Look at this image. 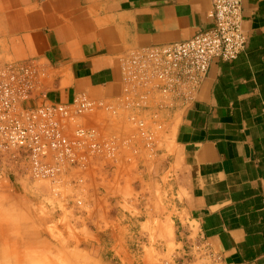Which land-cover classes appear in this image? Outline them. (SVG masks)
<instances>
[{"label":"crops","instance_id":"0c3cea01","mask_svg":"<svg viewBox=\"0 0 264 264\" xmlns=\"http://www.w3.org/2000/svg\"><path fill=\"white\" fill-rule=\"evenodd\" d=\"M211 12L210 0H0V60H35L49 102L101 101L86 124L127 140V157L121 151L108 168L86 171L80 189L90 204L84 223L108 231L114 255L116 224L125 226L102 217L110 206L116 213V187L134 177L126 169L148 146L133 113L155 150L142 160L146 172L160 166L174 198L142 224L170 226L178 254L196 248L221 264H264V0H243L244 49L210 63L187 110H125L130 57L210 30ZM8 251L0 264H9Z\"/></svg>","mask_w":264,"mask_h":264},{"label":"built area","instance_id":"2783aa9c","mask_svg":"<svg viewBox=\"0 0 264 264\" xmlns=\"http://www.w3.org/2000/svg\"><path fill=\"white\" fill-rule=\"evenodd\" d=\"M210 2L214 22L210 30L180 42L152 46L130 57L124 66L129 87L125 110H187L210 63L237 58L247 42L242 25L243 0ZM43 76L35 60H0V180L44 181L51 194L58 196L83 181L75 174L89 171L97 160H113L118 143L127 140L116 134L102 135L84 123L87 115L102 108L101 101L85 95L70 103L47 101ZM128 120L137 125L140 137L150 147L143 120L133 113ZM74 204L78 207L80 202ZM200 253L213 264H221L216 256Z\"/></svg>","mask_w":264,"mask_h":264},{"label":"rangeland","instance_id":"374dc122","mask_svg":"<svg viewBox=\"0 0 264 264\" xmlns=\"http://www.w3.org/2000/svg\"><path fill=\"white\" fill-rule=\"evenodd\" d=\"M86 125L96 127L102 135L116 134L120 138L117 132H107L102 126ZM138 149L142 160L155 157V150L144 147V142ZM121 151L127 157L128 143H118L116 158ZM142 160H132L126 172L134 177L116 187V213L110 206L102 217L116 215V223L125 226L123 233L116 224V255L109 249L112 240L108 231L84 223L90 206L80 194L87 181L85 172L81 183L58 196L51 194L44 181L0 180V255L9 250V264H213L196 248L178 254L170 226L148 220L142 224L154 210L166 212L167 203L174 199L172 180L161 176L160 166L152 165L147 173ZM111 161L97 160L90 170L96 166L108 168ZM75 201L80 202L78 207Z\"/></svg>","mask_w":264,"mask_h":264},{"label":"bare ground","instance_id":"6f19581e","mask_svg":"<svg viewBox=\"0 0 264 264\" xmlns=\"http://www.w3.org/2000/svg\"><path fill=\"white\" fill-rule=\"evenodd\" d=\"M26 262V261H25Z\"/></svg>","mask_w":264,"mask_h":264}]
</instances>
